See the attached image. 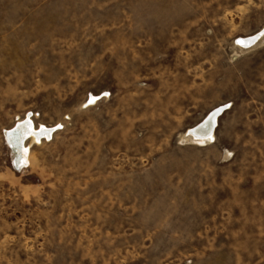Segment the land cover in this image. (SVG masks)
Wrapping results in <instances>:
<instances>
[{
    "label": "rangeland",
    "instance_id": "rangeland-1",
    "mask_svg": "<svg viewBox=\"0 0 264 264\" xmlns=\"http://www.w3.org/2000/svg\"><path fill=\"white\" fill-rule=\"evenodd\" d=\"M263 29L264 0H0V264H264Z\"/></svg>",
    "mask_w": 264,
    "mask_h": 264
},
{
    "label": "bare ground",
    "instance_id": "bare-ground-1",
    "mask_svg": "<svg viewBox=\"0 0 264 264\" xmlns=\"http://www.w3.org/2000/svg\"><path fill=\"white\" fill-rule=\"evenodd\" d=\"M259 35L238 39L244 41V43L239 44V46L244 47L245 49L252 47L257 43L258 40L256 39L260 37ZM90 99L92 100L93 98ZM221 111L222 109L212 111L211 114L205 117V120L202 123L191 128L187 135L200 143L211 141L213 139L217 117ZM52 131L53 130L51 128L49 129L43 126H41L39 129H34L29 118L18 122L12 129L4 131V137L8 146L10 147L13 164L16 169L21 168L27 160L29 147L24 145V141L26 139H30L31 141L37 143L42 138H48L52 134Z\"/></svg>",
    "mask_w": 264,
    "mask_h": 264
},
{
    "label": "snow or ice",
    "instance_id": "snow-or-ice-1",
    "mask_svg": "<svg viewBox=\"0 0 264 264\" xmlns=\"http://www.w3.org/2000/svg\"><path fill=\"white\" fill-rule=\"evenodd\" d=\"M237 43H238V44H243V43H244V41L237 40ZM89 102H91V101H89Z\"/></svg>",
    "mask_w": 264,
    "mask_h": 264
}]
</instances>
